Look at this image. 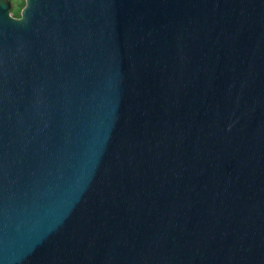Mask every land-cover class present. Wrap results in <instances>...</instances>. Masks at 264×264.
I'll return each instance as SVG.
<instances>
[{"label":"water","instance_id":"1","mask_svg":"<svg viewBox=\"0 0 264 264\" xmlns=\"http://www.w3.org/2000/svg\"><path fill=\"white\" fill-rule=\"evenodd\" d=\"M0 0V264H264V0Z\"/></svg>","mask_w":264,"mask_h":264},{"label":"rangeland","instance_id":"2","mask_svg":"<svg viewBox=\"0 0 264 264\" xmlns=\"http://www.w3.org/2000/svg\"><path fill=\"white\" fill-rule=\"evenodd\" d=\"M11 2H12L13 5H14V10L11 11L10 13H11L13 16H17L20 7H21L22 4H23V0H11Z\"/></svg>","mask_w":264,"mask_h":264},{"label":"trees","instance_id":"3","mask_svg":"<svg viewBox=\"0 0 264 264\" xmlns=\"http://www.w3.org/2000/svg\"><path fill=\"white\" fill-rule=\"evenodd\" d=\"M14 10V5L13 3L11 4V7H10V12Z\"/></svg>","mask_w":264,"mask_h":264}]
</instances>
